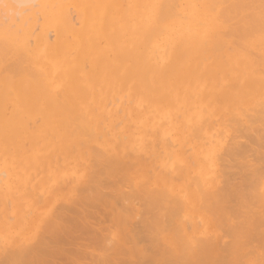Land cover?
<instances>
[{
	"label": "bare ground",
	"instance_id": "obj_1",
	"mask_svg": "<svg viewBox=\"0 0 264 264\" xmlns=\"http://www.w3.org/2000/svg\"><path fill=\"white\" fill-rule=\"evenodd\" d=\"M182 1L183 0H0V4L6 3V4L10 5V7L7 9L0 7V14H1L0 18L2 19L0 21V75H1L2 71H6V72L13 74L12 75L13 77L17 73H18V75L25 73L26 75L29 74V76H27V77H30V75H32L33 77L36 78V83H29L28 84L29 86H27V83L29 82L28 80H27L28 82L23 81V83L16 81L17 83L13 84L11 82L10 78L0 79V85L2 84L4 86L11 87V89L14 92H18L21 89L24 91H29L30 93H33V91H34L35 92L34 95H35V97H37L36 98L37 104L32 103L31 105H25L26 102L29 100L28 97H30V96H28L29 93L22 92L25 97H22L20 99L21 100V106L19 107V109L21 111L27 112L29 114H31V113L34 114L38 111L39 113H44V114L46 113L48 115H49L50 111L51 112L53 111L55 116L58 114H61V116H66L65 117L66 119L65 120L61 119V121L64 123L63 127H66V125L69 127V128L68 127L67 128L69 129L68 130L69 134H70V132H71V134L68 137H70L72 135L74 137V140H76V141L82 143L83 145H85L86 147H88L87 150L95 151V149L97 147L96 146L90 147L89 146L90 142L88 140L92 136L95 138V134H96V137L98 136L97 133L95 132V130L92 131V129H94L93 128L94 123H92L93 122L92 117H90L91 119H89L90 121H88L87 117H85V115H83V113L81 114L80 112H78V108L76 107L78 100L75 99L74 97L72 100V96H71L72 94L76 93V89H75L76 87L71 88V89L70 88L64 89V84H62L61 81H67L69 79L72 80L73 82L84 81L85 84L88 85V86H86L88 91L84 92L85 93L84 97H87L91 101L93 96H94V92H93L94 81L93 82L87 81V78L89 76L93 75L95 77H99L101 79V82H108V81H111V79L115 78L116 75L113 73H109L107 75L108 78H104V77L101 78L103 75L106 74V70H108V67H109L108 61L105 57L106 51L104 50L105 52H101V49H104V48L102 46H99L100 44L98 45L96 40L92 38V33L94 31L100 32V29H103L105 31L104 34L103 33L101 34V35H103V37H105L104 39H106L108 36H110V34L113 33L112 31L114 29L115 24H113L112 21L104 20L105 19V12H106L105 8H107L112 3H122V4L130 3L131 6H129L128 4L127 5L131 8V10H133L135 12V14L133 15L134 20H135L134 22H137V33L135 32L136 33L135 38H136V42L140 43L139 44L140 49L136 50V63L135 62H133V63L135 64V67L140 71L139 76H143L145 78L148 75L153 74L150 70H155V75H157V73H158L162 78L165 77L164 80H166V78L169 79V82L175 88H176V86L181 84L180 78H181L182 68H184V69L186 68V66L184 65V62L191 65L195 59V58H191V59L185 58V57L190 56V53H189L190 51H188L189 47L187 49H183L184 46L178 48V46H177L178 43H174V46H176L178 48V50H177V48H175V49L179 52L178 54L180 55V57L177 55H172V57L169 58V61H171V63H172L171 66H167L166 64H162L158 68H156L154 66H151V67L147 66L150 70L144 66L149 65V63L146 59V55H147L146 49L148 48L149 40L152 41V39H154L155 37L158 38V36H160V35H165V37H166V34H164L162 32V31H166V32H168L166 40L169 44L172 45L174 39L172 37L173 29L171 28V24H172L171 21L177 23L180 20L179 18H182L180 16L185 13L184 9L186 8V6H190V9L195 11V15H198L201 17V18H198V20H191L192 16H189L188 17L189 18L188 19L189 24L187 23L188 29L191 30L193 28V26L197 27L200 25L201 29L199 30V28H198L199 31L196 30L195 32L201 33L203 31H205V33L207 35L212 34V36L214 34L213 38L212 37L211 38L215 39V37H216L220 42L223 43L224 48L222 46V48L219 49V48L215 47L217 45H214L215 44L214 41L206 38V40H208V41L211 40L213 42L212 45L215 48L214 49L211 48L212 51L214 53L217 52L216 53L217 56H219L220 55L219 53H221V55H220L221 57L219 56L221 58V63L224 61V59L222 61V58H225V57L228 58V62H225V63L223 62L222 64L220 63L219 65L226 66V64L231 63V66L233 65L234 69L235 68L237 69V72H238L237 77L238 78L240 77L242 79H247L253 75L255 76V74L257 75V73H259L260 71L262 74H264V50H261L262 47L260 48V50L258 49L259 50L258 55H255V54H254L255 56L252 55L255 51L254 50L252 52V54L245 53L244 54L245 57H241L242 59H237V57L242 55L244 52H247V50L249 51V48H250L249 46L252 44V42H250V39H253V42L258 41L257 44L259 43V41H261V44L264 41V0H184L185 6L181 7L183 4ZM209 3H212V4H209ZM226 3H227V6H226ZM139 4H140V7H138ZM151 4L153 7L148 10L147 8H150L151 6L149 7V5H151ZM176 5H178L180 7V10L177 9L179 13L176 11V8H175ZM207 5L210 8L207 9L206 8ZM218 5H220V6L223 5L224 8L221 7V8H219V11L215 12V10H218V9H216V7ZM115 6H117V5H115ZM121 7H122V5H121ZM129 7H128V9H129ZM128 9H126V12ZM145 9L147 12L144 11ZM152 9L155 10L157 12V14L155 12H153ZM190 9H189V11H190ZM31 10L41 11L44 15L42 29H40V31L43 34H41V32H40V34H41L40 40L42 38H44L45 33H47V31L44 30V29H46V27L44 25L46 24L48 18L54 19V17H55L56 20L61 21V24L63 26V27L59 26L58 30H56V31H58L57 32L58 38L56 39V37H55V41H53L51 44L48 45V47H46L47 50L45 49L46 50L45 51L46 63L51 62L52 64H55V65L59 64V66L63 69L62 72L56 77V79L59 80V81H57V83L53 82L52 84H50L48 82V69L47 68H44V71H42V69L37 68V65H36V67L32 66V64L34 62H37L35 59V55H36L35 50L30 49L27 46L24 48V46L22 45V47H23L22 48V47L17 45L19 43V42H17V39H19L20 37L18 36L19 38L16 39V36L20 31H22L23 33H25L27 35H29L32 32L29 30H28L29 33L23 31V26L25 25V19L27 18V15ZM124 11H123V13L121 11H118L117 14L118 15L123 14L126 16V13H124ZM186 12H187V10H186ZM244 12H246V13L243 14ZM10 13H13V14H10ZM130 14H132V13H130ZM215 14L218 16H214ZM12 15H14V19L10 20L12 22H10V24H8L7 23L8 18H9V16H12ZM110 15H113L112 12ZM238 15H240V17L236 18ZM142 16H145L147 19V22H148V25H146L145 27H141V25H140V21H141ZM184 16H185V14H184ZM28 18H29V16H28ZM235 18H236V20H234V23L231 22ZM130 19H132V17ZM34 20H35V18H34ZM106 21H108L107 26L104 24ZM34 22H36V21H34ZM71 22H73L74 25H71V24H73ZM113 22L116 23L117 21H113ZM47 24H48V22H47ZM121 24H122V22H121ZM14 25L16 26L13 29L15 31L12 32V30L11 31L8 30L11 26H14ZM36 25H37V23H36ZM176 25H178V24H176ZM184 25H185V22H184ZM37 26H39V25H37ZM77 26H78V28H77ZM31 28H29V29H31ZM71 28H75L74 30H76V31H74L75 36H73V33H72V35H70V33H69L70 37L73 36L74 39H73V37L71 39L70 37H68L65 34L66 33L65 30L68 31ZM115 28H116L115 30H117V28H119V27H115ZM24 29H25V26H24ZM32 29H34V28H32ZM36 29H37V27L35 28V30ZM179 29H181V28H179ZM194 29H196V28H194ZM122 30H124V29H122ZM48 31H51V30H48ZM124 31H126V29ZM178 32H180V31H178ZM120 33H121V31H120ZM184 33L186 34L185 31H184ZM225 33L227 34L226 36H225ZM186 35L192 36L191 32L187 33ZM194 35H195V33H194ZM195 37L198 38L197 36H195ZM127 38L129 39V37H127ZM223 38L226 39V41L224 40L225 42L221 40ZM227 38L228 39L234 38V39L233 40H227ZM49 39H50V36H49ZM118 39H116V40L118 41ZM28 40L29 39H27V41ZM218 40H217V42H218ZM27 41H26V44H28ZM92 41L94 43H92ZM181 41H182L183 45H187V42H189V40L186 41L184 39L180 40V43H181ZM215 41H216V39H215ZM98 42H100V41H98ZM167 42H166V45L168 44ZM202 42L203 41L201 40V43ZM191 43H192V41H191ZM201 43L197 42L196 45L194 44L195 46L193 45L197 51L199 50L198 52L201 51L202 46L204 45V44L202 45ZM30 44H32V43H30ZM104 44L106 45V42H104L102 45H104ZM253 44L255 45V43H253ZM261 44L259 43L260 46H261ZM188 45L190 46L191 44H188ZM263 45H264V43H263ZM225 46H226L227 50L229 49L233 53L230 54L227 51H224L223 49H226ZM218 47H219V45H218ZM113 48H114V46H113ZM164 48H166V46ZM204 48H203V50H204ZM253 48H256V45ZM105 49L107 50V53H109L108 47L106 48V46H105ZM126 49L128 50V47ZM205 49L207 50L208 48H205ZM209 49H210V46H209ZM122 50H123V48H122ZM163 51H164V49H163ZM251 51L252 50H250V52ZM201 52L203 53V51H201ZM208 53L210 54L211 52H208ZM102 54L104 55V57L102 56ZM193 54H194V52H193ZM91 55H92V57H91ZM70 56H72V57H70ZM170 56H171V54H170ZM217 56H216V59H218ZM155 57H157V55ZM182 57L184 58V60L181 62L180 59ZM199 57H198V59H199ZM69 58H71V59H69ZM200 58H202V57H200ZM244 58L246 59V61H242V60H244ZM214 59H215V56H214ZM127 60H125V61H127ZM201 60H200V62H201ZM218 60H220V59H218ZM259 61H260V65H259ZM112 62H114V61H112ZM219 65H216V66L219 67ZM89 66H91L90 71L88 70ZM201 66H202V64H201ZM213 66H209V67H213ZM206 68L207 67H205L206 72H208L210 69L212 70V68H207V69H209L207 71ZM229 68L230 67H228L227 69H229ZM192 69H190L189 71L192 72L191 71ZM234 69L231 70L232 73H233ZM202 70H203V74H204V69H202ZM215 70L213 68V71H215ZM115 71H116V69H115ZM115 71H114V73H115ZM193 71L195 72V70H193ZM217 72H218V70H217ZM228 72H230V71H228ZM200 73H201V71H200ZM221 73H223V68L221 70ZM225 73L227 74V70ZM203 74H201V76ZM219 74H220V72H219ZM260 75L258 74L257 76L252 77V81L254 80V83H258V84L264 83L263 76L262 75L260 76ZM214 76H212V77H214ZM229 76H231V75H229ZM183 77L184 76L182 75V78ZM189 77H192V76L190 75ZM205 77H206V75H205ZM21 78H23V77H21ZM24 78L26 79V77H24ZM186 79H187V76H186ZM206 80H205V82H206ZM229 80L230 81H228V83H225V84H227L226 88L228 87L230 91L233 89L236 93L234 95H232L231 92H229L230 95L229 94H227V96L225 95L226 96L225 101L226 102L227 101L232 102V103L235 101H238V100H240L239 103H242L241 101L249 102L250 101V95H252V92H253V90H252L253 86L252 87L248 86V85L239 86V84L236 83L235 79H234L235 81H233V79H231V78ZM220 82H221V80H220ZM8 83H10V84H8ZM222 83H224V82H222ZM147 85L143 84V85H141L140 88L148 90L150 87L148 88L149 85L148 86ZM200 85L202 86V83ZM208 85H209V83H208ZM258 86L261 87V85H258ZM197 87H199V86H197ZM208 88H207V91H208ZM9 89H8V91H9ZM172 89H174V88H172ZM221 90L223 91L224 89H221ZM221 90H220V92H221ZM256 90H257V88H256ZM193 91H194V89H193ZM262 91L264 93L263 89H262ZM10 92L11 91H9L8 93L10 94ZM5 93H7V92H5ZM186 93H188V92H186ZM194 93H195V91H194ZM198 93H199V91H198ZM201 93H200V96H201ZM211 93H217V91L216 92L213 91ZM222 94H224V93H222ZM255 94H257V93H255ZM259 94L260 93H258V95ZM99 96L101 98H103L104 94L100 93ZM257 96L254 99H256ZM65 97H66V101L68 103L66 101H63V99L65 100ZM205 97H204V99H205ZM213 97L211 99H213ZM235 97H237V98H235ZM261 97H263V96H261ZM4 99H5V95H4ZM114 99H115V97H114ZM182 99H183V97H182ZM218 99L221 102V98L218 97L216 100H218ZM254 99H253V101H255ZM128 100H131V99H128ZM206 100H208V99H206ZM209 101H210V99H209ZM219 101L216 103L219 104ZM64 102H66V103H64ZM256 102L258 103L261 101H257V99H256ZM10 103H12V102H10ZM146 103L149 104V101H146ZM5 104H7V102ZM79 104H80V102H79ZM106 104H108V103H106ZM233 104L235 106V103H233ZM236 104H238V103H236ZM204 105L205 104L202 103V106H204ZM228 105L231 106L230 103H228ZM228 105L226 104V106H228ZM239 105L240 104H238L237 106H239ZM149 106H150V104H149ZM218 106L219 105H217V107H216L217 109H218ZM260 106H262V108H260V111H257V112H260L263 115L264 114V105L260 104ZM5 107H8V106H5ZM194 108H196V107H194ZM219 108L221 109V107H219ZM248 108H250V107H248ZM0 109H1V107H0ZM15 109L17 110V108H15ZM202 109H204V108L202 107ZM232 109H233V107H232ZM232 109H231V111H232ZM240 109H244V108L241 107ZM251 109H253V107ZM258 109L259 108H257V110ZM13 110H12V112H13ZM16 110H15V112L11 113V115L14 113H17ZM200 110H201V108H200ZM202 111H204V110H202ZM228 111H230V110H228ZM235 111H237V110H234L232 112L234 113ZM3 112H4V109H3ZM242 112L244 113V110ZM255 112H256V110H255ZM257 112L255 114H258ZM2 113H0V114L2 115ZM6 113H7V111L5 112V114ZM89 113H91V110L89 111ZM17 114H14V115H17ZM225 114H227V113L225 112ZM232 114H230V115H232ZM245 114H246V111H245ZM205 115H208V114L205 113ZM235 115H236V113H235ZM235 115L233 114V116H235ZM249 115H247V117ZM251 115H253V113H251ZM258 115H261V114H258ZM38 116H39V114H38ZM55 116H54V118H55ZM223 116L224 115L221 116V114H220L221 118ZM233 116H231V117H233ZM254 116L256 117V115H254ZM2 117H4V115ZM119 117H121V116H119ZM245 117H246V115H245ZM16 118H19V121L21 120V116L19 117V114L16 117L14 116V119H16ZM174 118H175V116H174ZM207 118L202 119V121H204V120L206 121ZM221 118H220V120H218L219 122H222V120L224 119V118L223 119H221ZM228 118H229V116H228ZM262 118H264V117L262 116ZM262 118L260 117L261 120H263ZM3 119H4L3 121L6 122V124H9L10 121H13L12 120L13 115H12L11 119L10 118L5 119V117ZM50 119H51V117H50ZM230 119L233 120V118H230ZM230 119H228V120H230ZM236 119L237 118H235V120ZM240 119L238 117V119H237L238 121H236V123L237 124L240 123L242 125V123L239 122ZM255 119H258V116ZM31 120H32V118H31ZM225 120L223 121V124L226 123ZM232 120H230L229 122L231 123ZM250 120H252V118ZM0 121H2V120H0ZM208 121H209V119H208ZM212 121L214 122V120H210V122H208L207 125H210V123ZM215 121H216V119H215ZM218 121H216V122H218ZM241 121H243V120H241ZM252 121L253 122H251V121L250 122L251 123L255 122V120H252ZM34 122H37V119ZM229 122H228V124H229ZM247 122H249V120H247ZM259 122H261V121H259ZM90 123H92V124H90ZM100 123H102V122L98 121V127L96 128V130H98V131H100V129L102 130V127L99 125ZM115 123H117V122H115ZM192 123H195V122L193 121ZM192 123H190V124H192ZM24 124H25V122H24ZM29 124H30V122L28 123V125ZM188 124H189V122H188ZM200 124H204V122L200 123ZM13 125H15V124H13ZM31 125H33V124H31ZM114 125H116V124H114ZM185 125H187V124L185 123ZM257 125L258 124H256V126ZM260 125L261 124H259V126H257V127H260ZM3 126H4V124H3ZM61 126H62V124H61ZM196 126L198 127V125H196ZM212 126H211V128H212ZM233 126H232V128H233ZM256 126H255V128H256ZM263 126H264V124H263ZM105 127L106 126H104V128ZM192 127H194V125ZM202 127H203V125H202ZM241 127H238L239 129L238 128L237 129L240 131H242V130L246 131L247 129L250 130V128L244 129L243 127L242 128ZM247 127H249V126H247ZM115 128H117V127H115ZM230 128H231V125H230ZM255 128L253 130V126H252L253 132L250 130L252 133L249 132V130H247V132L251 133L250 134L251 136L249 137L248 140H250L251 143H256L259 146H262L264 141L262 139L263 143L261 144V138H264V137H261V136L264 133L261 134V136L258 135L259 137L257 138V132H256ZM262 128H260V129H262ZM5 129L6 128H4V130ZM174 129H175V127H174ZM183 129H184V127H183ZM196 129L199 131V134L202 133V132L200 133V130H199V129H201V127L199 129L198 128H196ZM16 130H17V128H16ZM103 130L101 131V133L103 132ZM238 130H236V132H240ZM21 132L23 133V129L21 130ZM57 132L59 134L61 133L59 131H57ZM105 132H106V130H105ZM189 132L190 131H188V134H189ZM217 132H218V134L219 133L221 134L222 131L220 129V131L217 130ZM232 132H231V135L233 134V136H234L235 135L234 133H236V132H234V133H232ZM247 132H245V133H247ZM258 132H260L259 128H258ZM262 132H264V129ZM183 134H185V133H183ZM199 134H198V132H196L195 133L196 137L194 139H196ZM212 134H214V133H211V135ZM240 134L243 135L244 133L242 132ZM5 136H7V135H5ZM106 136H107V134L105 135V137ZM201 136L199 135L198 137H201ZM243 136H245V134ZM247 136H249V135H247ZM20 137H21V135H20ZM51 137H53V136H51ZM62 137H60V139L64 140V138H62ZM202 137H204V136H202ZM238 137H239V135H237V138ZM240 137L243 138L241 135H240ZM123 138H125V137H123ZM215 138H217V137L216 136L214 137V139H213L214 141H215ZM230 138H232V139H229L230 143H231V144L228 143L229 147L227 145L224 146V148L225 147L227 148L228 154L227 153L226 154L229 157V159L226 158L227 160L225 161L226 163H224V164L220 163V162H222L223 159H220V162H219V164H221L222 167H224L223 168L224 170H226L225 168H227V170L225 172H224V170L222 171L224 173V175L227 172L226 177L223 176V178H222V181L224 179V181L226 180V182L219 189H216L214 187L215 188L214 190H218V191L216 193L210 194L211 196L209 195L208 198H207L208 195L206 194V192L204 193L203 190H199V191H202V193H201L202 196L206 197V198H203V203H202L203 204L202 206L205 205L204 209L206 210V213L205 212L203 213L200 211V209L203 207L199 206V204H198V202L200 201L199 200L200 197L198 196V193L195 191L196 190L195 187H194L195 190L188 191L186 195H184L183 191L177 192L178 193L177 195H176V193H173L174 195H172L171 190H169V188H170L169 186L164 185V186H159L158 188H154L151 185H149L148 184L149 182H147V179H149L148 178L149 176H148L145 178L146 182L144 181V182H141L140 185H137V182H138L137 181L135 184L136 186L133 185V187H130V189L128 190L125 187L132 184V182L130 181L131 179H130V176L128 175L129 172L127 174L129 177L124 176V175L121 176V174H122L121 169L125 168L124 161L118 159L117 155L116 156L115 155L110 156L113 152L109 153L110 155H107L108 153L106 154L105 153L106 151L104 149H102V147L100 148V149H102V151L98 150V148H97L95 151L96 156H95V159L93 161V167H92L93 169L91 170V172H89L90 178H89L88 182L86 181L87 183L83 184L85 181V179H84V181L82 183L83 185L78 189L79 195H78L77 199L74 197L75 200L72 201V199H73L72 195L73 196L75 195V193H73V194H71L72 199L69 201L67 200L68 202H70V201H72V202H70L69 204H67V203L62 204L57 209L55 207L56 211H55V209L53 210V212L55 211V214L54 215L51 214V215H53V217L52 218L49 217V219L44 224L42 223L43 224L42 228L41 229L39 228V231L41 230L42 235L37 241H34V242L27 241L29 239L28 237H34V235L36 234L37 229L35 230V226L33 225V223L29 222L28 220L27 221H20V222L18 221L17 227L19 228V231L16 234H14L13 232L12 233L14 234V236H16L14 240H17V239L20 240V238H18V237H22L23 241H16L17 243L15 242V244L12 246V248L7 249L4 252H2L0 254V264H243L244 262L242 263V259H244L246 257V254H248V252L245 253L244 250L248 249V251L249 250L251 251L253 248H258V252H259L258 259H257L258 261L255 259L256 262L259 263V260H260V262L262 264H264V189H262V190L260 189L264 183V148L261 149V147H260V150L252 151V150L256 149V146H257L256 145V146H253V148L254 147L255 148L251 150L252 151L251 156L253 157V160L256 161V162H254V163H256V165H254L253 163L249 164L250 160L252 161V158L251 159L248 158L250 160H247V161L244 160L243 158H242L243 159L242 161H235V160H238L241 156L245 155V153L248 154L249 149H246L244 147L245 145H242L243 140H240L241 142H239V141L234 139L235 137L234 138L230 137ZM233 139H234V141H231ZM245 139H247V138H245ZM98 140H100V139H98ZM91 141H94V140H91ZM210 141L212 142V140H210ZM221 142H224V140ZM244 142L247 145V140H245ZM250 142H249V145H250ZM25 143L26 142H24V144ZM56 143H57V141H56ZM111 143L113 145V143H115V141L111 142ZM108 144H110V143H108ZM175 144H173V145H175ZM203 144H204V142H203ZM169 145H170V143H169ZM1 146H2V144H0V147ZM70 146L72 147L73 145H70ZM82 146H79V147L82 148ZM250 146L247 145L248 148ZM184 147H185V145H184ZM8 148H10V147H8ZM73 149H71V150H73ZM60 150L63 151L62 149H60ZM103 150H104V152H103ZM215 150L216 149L202 148V151H200L199 153H202L203 159H201L200 157H193L192 162H193L194 166L193 165L192 166L195 167V166H198L200 164L202 166H205L204 173L206 172L207 167L209 168V166L210 167L212 166L211 168H213V164L215 163V160H214ZM246 150H248V151L246 152ZM79 151H80V149H79ZM79 151L77 153H79ZM156 151H158V150L156 149ZM64 152H62V153H64ZM223 152H226V151H223ZM169 153H170V151H169ZM182 153H183V150H182ZM82 154H83V152H82ZM125 154H124V156H125ZM223 154H221V155H223ZM226 154H225V156H226ZM74 155L76 157L78 154H74ZM92 155H90V156H92ZM221 155H218V156H221ZM248 155H250V154H248ZM87 156H89V154ZM225 156H223V157H225ZM55 157H56V155H55ZM81 157L79 156L80 162H81ZM247 157H250V156H247ZM247 157H246V159H247ZM28 158H29V156H28ZM39 158H41V157H39ZM120 158H122V157H120ZM188 159L190 160L191 158H188ZM90 160H92V159H90ZM230 160H232L233 163H231ZM51 161H52V159H51ZM78 161H76V162H78ZM84 161H85V159H84ZM126 162L128 163V161H126ZM192 162H190V163H192ZM175 163H176V161H175ZM130 164H133V162ZM175 165H178V163ZM175 165L173 164V166H174L173 168H175V167L177 168L179 166V168H181V170H182L183 165L182 166L180 164L178 166H175ZM221 165H218V166H221ZM75 166H77V163ZM155 166H157V165H155ZM77 167H80V166H77ZM85 168H88V167H85ZM130 168H131V166H130ZM130 168L129 167L125 168L126 173L128 170H130ZM179 168H178V170H179ZM54 169L57 170L56 167ZM230 169H232V170H230ZM161 170L163 171V169H161ZM215 170H217V169L215 168ZM164 171H166V170H164ZM183 171H184V175H185L186 172H185V170H183ZM136 172H138V171H136ZM168 172H170V171L168 170ZM213 172H214V170H213ZM148 173H149V171H148ZM207 173H208V170L204 175L205 177H202L204 185L211 186L213 184V186H214L215 181L213 183V180L210 179L209 173H208V175H207ZM179 174L181 175V171L179 172ZM217 174H219V173H217ZM58 175H60V174H58ZM65 175H67V174H65ZM83 175H84V172H83ZM175 175H176V173H175ZM175 175H173V176H175ZM180 175L177 174V176H180ZM51 176H53V175H51ZM236 176H238L239 178L238 177L236 178ZM47 177L49 178L48 174H47ZM63 177H65V176H63ZM68 177L69 176H67V178ZM72 177H69V178H72ZM183 177H185V176H183ZM183 177H181V178H183ZM194 177L196 178L195 175H193V177H191V178H193V179H191L192 182L194 180ZM211 177H212V175H211ZM216 177H217V175H216ZM224 177L227 179H225ZM166 178H167V176H166ZM174 178H176V177H174ZM236 179H237V182H234ZM0 180H1V178H0ZM178 180H180V179H178ZM215 180H217V179H215ZM77 181H79V180H77ZM164 181H165V179H164ZM66 182H67V180H66ZM197 182L200 183V181H198V179H197ZM188 183H190V181ZM194 183H196V182H194ZM57 184H60V182ZM61 184H63V183H61ZM66 184L68 185V183H66ZM73 184H74V182H73ZM73 184H71V185H73ZM191 184L192 183H190V185ZM4 185H5V183H4ZM55 185H56V183H55ZM64 185H65V183H64ZM175 185H176L175 183L174 184L170 183V186L172 188L175 187ZM190 185H189V187H190ZM196 185H197V183H196ZM154 186H155V184H154ZM187 186H188V184H187ZM217 186H219V185L217 184ZM57 187H59V185ZM63 187L64 188H62V189L68 188L67 186L66 187L63 186ZM77 188H78V186H77ZM25 189L27 191L26 187H25ZM43 189H45V188H43ZM214 190L213 191L209 190V191L214 192ZM26 191H24V192H26ZM28 191H29V189H28ZM60 192H61V190H60ZM203 193L206 195H204ZM25 194L27 195V192ZM34 194H36V192ZM66 194H64V195H66ZM38 195H40L39 199L41 196H43L40 193H38ZM33 196H31V197H33ZM34 198H36V197H34ZM61 198H63V197H61ZM6 199H8V197ZM109 199L113 200V202L115 204H117V205H115L117 207H115L113 203L109 204V201H108ZM22 201H23V199H22ZM67 201H64V203ZM8 202H10V200ZM51 203H53V202H51ZM60 203H62V201ZM15 204H17V203H15ZM57 204H56V206H57ZM9 205H10V203H9ZM9 205H8V207H9ZM5 206H6V202H5ZM23 206H24V203H23ZM50 208H48V209H50ZM13 209H11V210H13ZM31 210H32V208H31ZM38 210H36V211H38ZM40 210L42 211V208ZM50 211H52V210H50ZM6 212H7V210H6ZM29 213H30V211H29ZM15 214H17V213H15ZM193 214L198 215L200 217L199 220L201 221L202 226L205 227V229H206V233H204V234H208V233L214 232L216 230L217 226L216 227H215V225H214V227L212 226V223H214V224H217L218 226L225 228L224 232L229 237V241L227 240L228 241L227 243L221 241V243L219 244V242H216L213 238H210L208 236L209 235L208 234L205 236H208L209 238L208 237L204 238L205 237L204 236L203 238H201V240H200V237H199V239L198 238L196 239V237L194 239L191 238L194 241H195V239H196V241L199 240L198 242H195V244L196 243L197 244L194 245L195 249L192 251H191V248L186 247V245H185V247H183L182 245L184 244V242L181 243L182 241H180L181 248L177 247L174 244L175 241H173V240H175V238H176V240L178 241V238L180 236H183V234L178 236L179 232H181L179 229L180 227H179L178 223L181 222L183 219H184L183 221H185L187 223L188 220H185V219H188V217L189 216L191 217ZM195 215H194V217H195ZM10 217L12 219V216H10ZM18 217L21 218L20 215ZM27 217H28V215H27ZM209 217L212 218L213 220L209 219ZM23 220H24V218H23ZM38 221L39 220H37V222ZM197 221H198V219H197ZM37 222H35V223H37ZM43 222H44V218H43ZM186 223H185V225H186ZM189 223L190 222L188 221V224H187L188 227L190 225ZM7 224H9V223H7ZM106 225H108V226H106ZM198 226L199 225L197 222V227ZM191 227H189V228H191ZM219 229H220V227H219ZM113 230L117 231L115 233L116 238L110 236ZM12 231H14V230H12ZM187 231H189V230H187ZM15 232H16V229H15ZM222 232H223V230H222ZM211 235H212V233H211ZM193 237H194V235H193ZM183 238L184 237H182L180 239L182 240ZM222 238L220 240H222ZM2 241L4 242V240H2ZM184 241L186 242V240H184ZM194 241H192V242H194ZM186 244H187V242H186ZM257 245H258V247H255ZM249 254H250V252H249ZM254 254H255V252H254ZM254 254L251 253V255H254ZM250 257H252V256H250Z\"/></svg>",
	"mask_w": 264,
	"mask_h": 264
},
{
	"label": "rangeland",
	"instance_id": "obj_2",
	"mask_svg": "<svg viewBox=\"0 0 264 264\" xmlns=\"http://www.w3.org/2000/svg\"><path fill=\"white\" fill-rule=\"evenodd\" d=\"M182 2H183V4H182L181 7H184L185 6L184 0ZM120 4L122 5V7H121ZM125 4L112 3L107 8H105L106 12H105V19L104 20L112 21V23L115 24L114 29L112 31L113 33L110 34V36H108L106 39H104L105 37H103V35H101L102 33L104 34V32H105L103 29H100V32L94 31L92 33V38L96 40L98 45L100 44L99 46H102L104 48V49H101V52H105L106 51L105 52V57H106V59L108 61V66L109 67H108V70H106V74L103 75L101 78H103V77L104 78H108L107 75L109 73L115 74L116 75V76L114 75L115 78L111 79V81H108V82H101V79L99 77H95L93 75L89 76L87 78V81H91V82L94 81V90H93L94 96H93L91 101L87 97H84V95H85L84 92L88 91L87 88H86V86H88V85H86L84 81L73 82L72 80L69 79L67 81H61V83L64 84V89L65 88H70L71 89V88H75L76 87L75 88L76 89V93L72 94L71 96H72V100H73V97L78 100V103L76 105V107L78 108V112H80L81 114L83 113V115H85V117H87L88 121H90L89 119H91L90 117H92V120H93L92 123H94V125H93L94 129H92V131L95 130V132L97 133V135L99 137L98 136L96 137V134H95V138L93 136L90 137V139H88L89 142H90L89 146L90 147L96 146L98 148V150H101V151H102V149H104L106 151L105 153L106 154L108 153L107 155H110L109 153L113 152L114 154L112 153L113 155L111 154L110 156H114V155L116 156L117 155L118 159L124 161L125 168L126 167L130 168V166H131L130 170H128L127 173H126V169L125 168L121 169V171H122L121 176H123V175L124 176H128L129 175L130 179H131L130 181L132 182V184H130L131 186L129 185V186L125 187V188H127L129 190L130 187H133V185H135L137 181L138 182L140 181L139 183L137 182V185H140L141 182H144V181L146 182L145 178L148 177V176H149L148 177L149 179H147V182H149L148 183L149 185H151L154 188H158L159 186H164V185L169 186L170 187L169 190H171V194L172 195H174L173 193H176V195H177L178 194L177 192H181V191H183L184 195H186L188 191L195 190L194 189V187H195L196 188L195 191L198 193V196L200 197L199 200L201 201V202L199 201L198 204H199V206L203 207V208H201L202 210L200 209V211L203 212V213L204 212L206 213V210L204 209L205 205L202 206L203 205L202 204L203 203V198H206V197L205 196L203 197L202 194H201L202 191H199V190H203L204 193L206 192V194L208 195L207 196V198H208L210 194L216 193L218 191V190H214L215 188L219 189L226 182V180L224 181V179L222 181V178H223V176L226 177V173L227 172L224 175V173L222 172L224 170L223 169L224 167H222L221 164L226 163L225 161L227 159H229V157L227 156V154H228L227 148L226 147L224 148V146L227 145L229 147L228 143L231 144L229 139H232L230 137H233V138L235 137L234 139L239 141V142H241L240 140H243L242 141V143H243L242 145H245L244 147L246 149H249V151L246 150V152L248 151V154H250V155L245 153V155L241 156L238 160H235V161H242L243 159L247 161V160H250L252 158V161L251 160H250V162L248 161L249 164L253 163L254 165H256V163H254L256 161L253 160V157L251 156V154H252L251 152L255 151V150L256 151L260 150V147H261V149L264 148V146H263L264 145V143H263L264 138H261V144L263 143L262 146H259L256 143H251L250 140H248L249 137L251 136L250 134L253 132L256 124H258L257 126H259V124H261L260 127L256 126V128H255V130L257 132V138L259 136H261V134L264 133V132H262L263 129H264V126H263L264 118H262V116L264 117V114L262 115V113L257 112V111H260V108H262V106H260V104L264 105V93L262 91V89L264 90V83L258 84V83H254V80L252 81V77L257 76L258 74L259 75L261 74L263 76V79H264V74H262L261 71H260L259 73H257V75L255 74V76L253 75V76H251V77H249L247 79H242L240 77L239 78L237 77L238 76L237 75V73H238L237 69L236 68L234 69V66L232 65L233 66L232 67L231 63L230 64H226V66L219 65L221 63V58H220L221 57L220 56L221 53H219L220 54L219 55L220 57H219L216 54L217 52L214 53L212 51V49H214L215 47L221 49L222 46L224 48L223 43L220 42L216 37H215L216 41H215V39H212L214 34L212 36V34L207 35L205 33V31H203L201 33L195 32L196 30L199 31L201 29L200 25L197 26V27L193 26V28L191 30H189L188 29V24H189V20H188L189 18L188 17L192 16L191 20H198V18H201V17L198 16V15H195V11L190 9V6H186V8L184 9L185 16H184V14L181 15L180 17H182V18H179L180 20L177 23L171 21V23H172L171 24V28L173 29L172 37L174 39L172 45L169 44L167 42V40H166L167 33H168L166 31H162L164 34H166V37H165V35H160V36H158V38L155 37L154 39H152V41L149 40L148 48L146 49V52H147L146 59H147L149 65H145L144 66L146 68H148L147 66H150V67L154 66V67L158 68L162 64H166L167 66H171L172 63H171V61H169V58L172 57V55H177V56L180 57V55L178 54L179 52L177 51L178 48L184 46L183 49H187L189 47L188 51H190L189 52L190 56L189 57H185V58H189V59L195 58V59H194V62L191 65H189V64L184 62V65L186 66V68L185 69L182 68L181 78H180L181 79L180 80L181 84L176 86V88H175L169 82V79L166 78V80H164L165 77L162 78L158 73H157V75H155V70H150L149 68L148 69L153 74H150V75H148L145 78L143 76H139L140 71L135 67V64L133 63V62L136 63V50L140 49V45H139L140 43H137L136 42V38H135V35L137 33V22H134L135 20H134V16L133 15L135 14V12L133 10H131V8L129 7V6H131V4L130 3H125ZM209 4H212V3H209ZM115 5H117L118 7L115 6ZM226 6H227V3H226ZM128 7H129V9H128ZM138 7H140V4L138 5ZM149 7L150 8H147L148 10L153 7L152 4L149 5ZM221 7H223V5H221V6L218 5L216 7V9H218V10H215V12L219 11V8H221ZM175 8H176L177 12H178V10H180V7L178 5H176ZM206 8L208 9L210 7H208V5H207ZM126 9H128L127 12H126ZM189 9H190V11H189ZM186 10H187V12H186ZM110 11L112 12L113 15H110L111 14ZM118 11H121L122 13L124 11V13H126V16L123 15V14H119L118 15L117 14ZM144 11H146V9ZM153 12H155L157 14V12L155 10H153ZM130 13H132V14H130ZM245 13L246 12H244L243 14H245ZM10 14H13V13H10ZM0 16H1V14H0ZM28 16H29V18H28ZM130 16L132 17V19H130L131 18ZM214 16H218V15L215 14ZM238 17H240V15H238L236 18H238ZM34 18H35V20H34ZM43 18H44V15H43V13L41 11L31 10L28 13L27 18L25 19V25H24L25 29H24V26H23V31L24 32H28V30H29V31H32V32L29 35H27V34L23 33L22 31H20L17 34L16 39L20 37L19 39H17V42H19L17 44L18 46L22 47V45H23L24 48L27 46L28 48L33 49V50L36 51L35 59H36L37 62H34L32 64V66L36 67V65H37V68L42 69V71H44V68H47L48 69V82L50 84H52L53 82L57 83V81H59V80L56 79V77L62 72L63 69L59 66V64L55 65V64H52L51 62L50 63H46L45 51L47 50L46 47H48L49 44H51L53 41H55V37H56V39L58 38V33H57L58 31H56V30H58L59 26L60 27H63V26L61 24V21L60 20H56L55 17H54V19L48 18V20H47L48 24L46 22V24L44 25L46 27V29H44V30H46L47 33H45V37L40 40V38H41L40 35L43 34L40 31V29H42V25H43ZM236 18L233 19L231 22L234 23V20H236ZM12 19H14V15L9 16L7 23L10 24V22H12L10 20H12ZM1 20L2 19L0 18V21ZM34 21H36V22H34ZM108 21H106L104 23L106 26H107ZM113 21H117V22L114 23ZM121 22H122V24H121ZM184 22H185V25H184ZM36 23L39 26H37ZM71 23H73V22H71ZM176 24H178V25H176ZM71 25H74V23L71 24ZM140 25H141V27H145L146 25H148V22H147V19H146L145 16H142L141 21H140ZM14 27H16V26L14 25V26H11L9 29L8 28L7 29L10 30V31L12 30V32H13V31H15V30H13ZM31 27L34 28V29H32ZM36 27H37V29L35 30ZM115 27H119V28H117V30H115L116 29ZM178 27L181 28V29H179ZM29 28H31V29H29ZM77 28H78V26H77ZM194 28H196V29H194ZM198 28H199V30H198ZM74 29L75 28H71L68 31L65 30V32H66L65 34L68 37H70V35H72V33H73V36H75L74 31H76V30H74ZM122 29H124V30L126 29V31H124ZM48 30H51V31H48ZM120 31H121V33H120ZM178 31H180V32H178ZM184 31L186 32V34L191 32L193 37L190 36V35L187 36L184 33ZM40 32H41V34H40ZM69 33H70V35H69ZM194 33H195V35H194ZM226 35L227 34L225 33V36ZM49 36H50V39H49ZM195 36H197L198 38H196ZM72 37H70V38L72 39ZM127 37H129V39ZM206 38L211 39L212 41H214L215 42L214 45H217V46L213 47V45H212L213 42L211 40L210 41L206 40ZM27 39H29V40L27 41ZM73 39H74V37H73ZM116 39H118V41ZM183 39L186 40V41L189 40L190 43L187 42V45H183L182 41L180 43V40H183ZM233 39L234 38H231V39L227 38V40H233ZM201 40L204 43L203 42L201 43ZM217 40H218V42H217ZM221 40L222 41H224V40L226 41V39H224V38L221 39ZM26 41L28 42V44H26ZM98 41H100V42H98ZM191 41H192V43H191ZM104 42H106V45L105 44L102 45ZM166 42L168 43L167 45H166ZM197 42H200L202 45L203 44L205 45V46L203 45L202 49H201V51H203V53L201 51L198 52L199 50L197 51L194 48V46L196 45ZM250 42H252V44L249 46L250 48L248 47L249 51L247 50V52H244L242 55L237 57V59H242L241 57H245V55H244L245 53L252 54V52L254 50L255 51H254V53L252 55H254V54L258 55V53H259L258 51L260 50L261 47H262L261 50H264V45H263L264 41L262 42V44H261V41H259L261 46L259 45V43L257 44L258 41L257 42H253V39H250ZM30 43H32V44H30ZM92 43H94V42L92 41ZM174 43H178V45H177L178 48L176 46H174ZM253 43H255L256 48H253V47H255V45ZM188 44H191V45L189 46ZM218 45H219V47H218ZM105 46H106V48L108 47L109 53L111 55L109 53H107V50L105 49ZM113 46H114L115 49L113 48ZM165 46H166V48H164ZM209 46H210V49L212 48L211 50L209 49ZM127 47H128V50L126 49ZM204 47L208 48L210 51L208 49L206 50ZM122 48H123V50H122ZM175 48H177V50ZM203 48H204L205 51L203 50ZM225 48H226V46H225ZM163 49H164V51H163ZM223 50L227 51L230 54L233 53L231 50H229V49L227 50V48L223 49ZM250 50H252V51L250 52ZM193 52H194L195 55L193 54ZM208 52H211V53L209 54ZM170 54H171V56H170ZM200 54L201 55L203 54L204 56L203 55L201 56ZM156 55H157V57H155ZM102 56L104 57L103 54H102ZM199 56L202 57V58H200ZM214 56H215V59H214ZM216 56L220 60L216 59ZM70 57H72V56H70ZM91 57H92V55H91ZM183 57L180 59L181 62L184 60ZM198 57H199V59H198ZM69 59H71V58H69ZM223 59H224V61H223ZM111 60L114 61L116 64L114 62H112ZM125 60H127V61H125ZM200 60H201V62H200ZM222 61L224 63L228 62V58L227 57L222 58ZM242 61H246V59L244 58V60H242ZM200 63L202 64V66H201ZM216 65H219V67L216 66ZM259 65H260V61H259ZM209 66H213V67H209ZM205 67L212 68V70L211 69L209 70V69L206 68L207 71L209 70L208 72H206L205 71ZM228 67H230V68L227 69ZM201 68L204 69V74H203V70ZM213 68H214V70L216 69L215 70L216 72L213 71ZM222 68H223V73H221ZM115 69H116V71H115ZM190 69H192L191 70L192 72L189 71ZM233 69H234L235 72L233 71V73H232L231 70H233ZM88 70L89 71L91 70V66H89ZM193 70H195V72ZM217 70H218V72H217ZM226 70H227V74L225 73ZM114 71H115V73H114ZM200 71H201V73H200ZM228 71H230V72H228ZM5 72L6 71H2L1 72V75H0L1 78L0 79L10 78V80H11V82L13 84H15L17 82L23 83V81H26V82L29 81L27 83V86H29L28 85L29 83H36V78L33 77L32 75H30V77H27V76H29V74L26 75L25 73H23L24 75L23 74H19L18 75V73H17L13 77L12 76L13 74H11L9 72L5 73ZM219 72H220V74H219ZM201 74H203V75L201 76ZM8 75L9 76L11 75V76L9 77ZM182 75L184 76L183 77L184 79L182 78ZM190 75L192 77H189ZM205 75H206L207 78L205 77ZM229 75H231V76H229ZM186 76H187V79H186ZM212 76H214L215 78L212 77ZM21 77H23V78H21ZM24 77H26V79ZM230 78L233 79V81L236 80V83H238L239 86H241V85H248V86H251V87L253 86L254 89L252 88L253 92H252V95H250V101L249 102L241 101L242 103H239L240 100H238V101L233 102V103H235V106H234V104L232 102H228V101L226 102L225 101V98H226L227 94L230 95L229 92H231L232 95H234L236 93L233 89L230 91L228 87L226 88L227 84H225V83H228V81H230L229 80ZM204 79L205 80L207 79L206 82H205ZM220 80H221V82H220ZM222 82H224V83H222ZM201 83H202V86L200 85ZM208 83H209V85H208ZM8 84H10V83H8ZM143 84H146V85L148 84L149 86L148 85L147 86H148V88L149 87L150 88L148 90L141 89L140 87ZM258 85H261V87H259ZM3 86L4 85H2V84L0 85V94H1L0 95V107H1L0 113H2L3 109H4V112L2 113V115L0 114V120H2V121H0V144H2V146L0 147V171H1L0 172V178H1V180H0V254L2 252H4L5 250L12 248V246L15 244L16 241H23L22 237H18V238H20V240L19 239L14 240L15 237H16V236H14V234L18 233V231H19V228L17 227L18 226V224H17L18 221L20 222V221H27L28 220L29 222L33 223V225L35 226V230L37 229V231H36V234L34 235V237H28L29 239L27 241H29V242L30 241H32V242L37 241L42 235L41 234L42 232H41V230L39 231V228L40 229L42 228L43 224L49 219V217H51V218L53 217V215L55 214L56 209L62 204H66V203L69 204L70 202L74 201L75 200L74 197L77 199V197L79 195V190L78 189L83 184L87 183L89 178H90V176H89L90 173L89 172H91V170L93 169L92 168L93 167V161L95 159V156H96L95 151L97 149V148L96 149L94 148L95 151L87 150L88 147H86L82 143L74 140V137L72 135H71L72 137L71 136L68 137L71 134V132L69 134V131H68L69 127L66 124H65L66 127H63L64 123L61 121V119L65 120L66 116H61V114H58V115H56L57 116L56 117L53 111L52 112L50 111L49 115L46 114V113L45 114L44 113H39L38 111L36 113H34V114L33 113L29 114L27 112L21 111L19 109V107L21 106V100L20 99L22 97H25L22 92L29 93L28 96H30V97L32 96L31 98L28 97L29 100L26 102L25 105H31L32 103H34V104L36 103L37 104V101H36L37 97H35V95H34L35 92L34 91H33V93H30L29 91H24V90L21 89L18 92H14L11 89V87H8V86H4L3 87ZM197 86H199V87H197ZM172 88H174V89H172ZM207 88H208V91H207ZM256 88H257V90H256ZM8 89L12 93L10 92V94H9L8 93L9 92ZM193 89H194L195 93H194ZM221 89H224V90L222 91ZM220 90L224 94H222L220 92ZM198 91H199V93H198ZM213 91L214 92L217 91V93H211ZM5 92H7V93H5ZM186 92H188V93H186ZM100 93L104 94L103 98H101L99 96ZM200 93H201V96H200ZM255 93H257V94H255ZM258 93H260V94L258 95ZM4 95H5V99H4ZM256 96H257V98H256L257 101H261V102H258V103L256 102V99H254ZM261 96H263V97H261ZM114 97H115V99H114ZM182 97H183V99H182ZM204 97H205V99H204ZM212 97H213V99H211ZM218 97L221 98V102L219 101V99L216 100ZM235 98H237V97H235ZM128 99H131V100H128ZM206 99H208V100H206ZM209 99H210V101H209ZM253 99L255 101H253ZM63 101H66V97H65V100L63 99ZM146 101H149L150 106H149V104L146 103ZM218 101H219V104L216 103ZM6 102H7V104H5ZM10 102H12V103H10ZM66 102H64V103H66ZM79 102H80V104H79ZM106 103H108V104H106ZM202 103H204L205 105L202 106ZM228 103H230L231 106L228 105ZM236 103H238L240 105L237 106L238 104H236ZM226 104L228 106H226ZM217 105H219L218 109L216 108ZM3 106L4 107L8 106V107H5L6 108L5 109ZM14 107L17 108V110ZM194 107H196L198 110L196 108H194ZM202 107L204 109H202ZM219 107H221V109ZM232 107H233V109H232ZM241 107L244 108V109H240ZM248 107H250V108H248ZM252 107H253V109H251ZM256 107L259 108V109L257 110ZM200 108H201V110H200ZM227 109L230 110V111H228ZM231 109H232V111H234V110H237V111H235L233 113L231 111ZM254 109L256 110V112L258 114H261V115L255 114L256 112H255ZM12 110H13V112H15V110L17 111V113L19 114V117L21 116V120L19 121V118L14 119V116L16 117L18 115L17 113H14V114H17V115L12 114L13 115V119H12L13 121H10L11 123L9 122V124H6V122L3 121L4 120L3 118L5 117V119H9V118L11 119L12 118L11 113H13ZM90 110H91V113H89ZM202 110H204V111H202ZM243 110H244V113L242 112ZM6 111H7V113H6L7 115L5 114ZM245 111H246V114H245ZM225 112L227 114H225ZM231 112L234 115L236 113V115L233 116V114ZM205 113L208 114V115H205ZM251 113H253V115H251ZM38 114H39V116H38ZM220 114H221V116L222 115H224V116L221 118ZM230 114H232V115H230ZM3 115H4V117H2ZM245 115H246V117H245ZM247 115H249V116L247 117ZM254 115H256V117ZM54 116H55V118H54ZM119 116H121V117H119ZM174 116H175V118H174ZM228 116H229V118H228ZM231 116H233V117H231ZM237 116L239 117V119L241 118L239 120V122H241L243 126L240 123H239L240 125L236 123V121H238L237 120L238 119ZM257 116H258V119H255V118H257ZM50 117H51V119H50ZM204 117L205 118L208 117L206 121L205 120L202 121V119H205ZM260 117L263 120H261ZM31 118H32V120H31ZM220 118L221 119L224 118L222 120V122L218 121V120H220ZM230 118H233V120L230 119ZM235 118H237V119L235 120ZM251 118H252V120H255V122H254L255 124L251 123V122H253L252 120H250ZM36 119H37V122H34V121H36ZM208 119H209V121H208ZM215 119L218 122H216ZM228 119L232 120L231 123L229 122L230 120H228ZM210 120H214V122L212 121L210 123V125H207L208 122H210ZM224 120L227 123V124L224 123L225 125L223 124ZM241 120H243V121H241ZM247 120H249V122H247ZM98 121L102 122V123L99 124L102 127V130L104 129L102 133H101V131H102L101 129H100V131L96 130V128L98 127ZM193 121L195 123H192ZM259 121H261V122H259ZM24 122H25V124H24ZM29 122H30V124L28 125ZM115 122H117V123H115ZM188 122H189V124H188ZM203 122H204V124H200V123H203ZM228 122H229V124H228ZM92 123H90V124H92ZM185 123L187 125H185ZM190 123H192V124H190ZM3 124H4V126H3ZM13 124H15V125H13ZM31 124H33L34 126L31 125ZM61 124H62V126H61ZM114 124H116V125H114ZM193 125H194V127H192ZM196 125H198V127ZM202 125H203V127H202ZM230 125H231V128H230ZM246 125L249 126V127H247ZM104 126H106L105 127L106 129L104 128ZM211 126H212V128H211ZM232 126H233V128H232ZM237 126L238 127L242 126L244 129L250 128V130L252 132L249 129H247V130H249V132H251V133L247 132V130L246 131H244V130L240 131V130H238L239 128ZM252 126H253V130H252ZM115 127H117V128H115ZM174 127H175V129H174ZM183 127H184V129H183ZM200 127H201V129H199ZM4 128H6V129L8 128V129L4 130ZM16 128H17V130H16ZM196 128H198L200 130V133L201 132L202 133L199 134V131ZM258 128H259L260 132H258ZM260 128H262V129H260ZM22 129H23V133L21 132ZM216 129L218 131H220V129H221V131L223 133L221 132V134L219 133L220 134L219 135ZM235 129L240 131V132H236ZM105 130H106V132H105ZM57 131L61 132L60 134L63 137ZM188 131H190L189 134H188ZM196 132H198V134L200 136L202 135L204 137H202V136L198 137L199 136L198 135L197 138L194 139L196 137V135H195ZM231 132L232 133L236 132V133H234L235 135L233 136V134L231 135ZM242 132L245 134V136H243L244 134L243 135L240 134ZM245 132H247V133H245ZM183 133H185L186 135L183 134ZM211 133H214V134L211 135ZM106 134H107V136L105 137ZM236 134L239 135L238 138H237ZM5 135H7V136H5ZM20 135H21V137H20ZM214 135L217 137V138H215V141L213 140L214 137H215ZM240 135L243 138H241ZM247 135H249V136H247ZM263 135L261 137H264ZM51 136H53V137H51ZM60 137L64 138V140L60 139ZM123 137H125V138H123ZM245 138H247V139H245ZM98 139H100V140H98ZM234 139L231 140V141H234ZM262 139H263V141H262ZM55 140L57 141V143H56ZM91 140H94L95 142L91 141ZM210 140H212V142ZM223 140H224V142H221ZM245 140H247V145L248 146H250L252 144L250 146L251 148L247 147L246 143L244 142ZM114 141H115V143H113V145H112L111 142H114ZM24 142H26L25 143L26 145L24 144ZM203 142H204V144H203ZM249 142H250V145H249ZM108 143H110V144H108ZM169 143H170V145H169ZM173 144H175V145H173ZM70 145H73L72 147L75 150ZM184 145H185V147H184ZM79 146H82V148L79 147ZM253 146H256V149H254L255 147L253 148ZM8 147H10L11 149L8 148ZM101 147H102V149H100ZM202 148L216 149L215 152L217 154L214 152L215 163L213 164V168H211L212 166L211 167L209 166V168L207 167V169H206V172L208 170V173L210 175V179L213 180V183L215 181L214 186H213V184L211 186H209V185H204V183H203V178L202 177H205L204 175L206 173V172L204 173L205 166H202L200 164L198 166L193 167L194 166V164L192 162V158L193 157H200L201 159H203L202 158V153H199L200 151H202ZM60 149H62L63 151H61ZM71 149H73V150H71ZM79 149H80V151H79ZM156 149L158 151H156ZM252 149H254V150H252ZM83 150L84 151L86 150V151L84 152ZM104 150H103V152H104ZM182 150H183L184 154L182 153ZM78 151H79V153H77ZM169 151H170V153H169ZM223 151H226V152H223ZM62 152H64V153H62ZM82 152H83V154H82ZM87 153L89 154V156H87L88 155ZM74 154H78V155L75 157ZM124 154H125V156H124ZM221 154H223V155H221ZM225 154H226V156H225ZM55 155H56V157H55ZM90 155H92V156H90ZM218 155H221V156H218ZM28 156H29V158H28ZM79 156L80 157L82 156L81 157V162H80ZM119 156L122 157L123 159L120 158ZM223 156H225V157H223ZM247 156H250V157H247ZM39 157H41V158H39ZM246 157H247V159H246ZM188 158H191L190 159L191 161ZM248 158H250V159H248ZM51 159H52V161H51ZM84 159H85V161H84ZM90 159H92V160H90ZM220 159H223L222 162L223 161L224 162L223 163L220 162ZM76 161H78V162H76ZM126 161H128L129 164ZM175 161H176V163H175ZM132 162H133V164H130ZM190 162H192V163H190ZM219 162L221 164H219ZM230 162L233 163L232 160H230ZM76 163H77V166H80L81 168L75 166ZM177 163H178V165L179 164L181 166L183 165L182 166L183 167L182 170H181V168H179L178 165H175ZM154 164L157 165V166H155ZM173 164L175 166H178V167L177 168L175 167L176 169L173 168L174 167ZM218 165H221V166H218ZM55 167L57 168V170L54 169ZM85 167H88V168H85ZM178 168H179V170H178ZM215 168L217 170H215ZM161 169H163V171ZM225 169L227 170V168H225ZM232 169H230V170H232ZM147 170L149 171V173H148ZM164 170H166V171H164ZM168 170L170 172H168ZM183 170H185V172H186L185 175H184V171ZM213 170H214V172H213ZM226 170H224V172ZM136 171H138V172H136ZM180 171H181V175L179 174ZM60 172L62 174L63 173L64 174L62 175ZM83 172H84V175H83ZM128 172H129V174H128ZM216 172L219 173V174H217ZM175 173H176V175H175ZM208 173H207V175H208ZM47 174H48L49 178L47 177ZM58 174H60V175H58ZM65 174H67V175H65ZM172 174L175 175V176H173ZM177 174L180 175V176H177ZM51 175H53V176H51ZM165 175L167 176L168 179L166 178ZM193 175H195L196 178L194 177V180L192 182L191 179H193V178H191V177H193ZM211 175H212V177H211ZM216 175H217V177H216ZM63 176H65V177H63ZM67 176H69V177L73 176V177L72 178L68 177L69 178L68 179ZM183 176H185V177H183ZM174 177H176V178H174ZM181 177H183V178H181ZM237 177L238 176H236V178ZM84 179H85V181H84ZM164 179H165V181H164ZM178 179H180V180H178ZM197 179H198V181H200V183L197 182ZM215 179H217L218 181L215 180ZM225 179H227V178H225ZM66 180H67V182H66ZM77 180H79V181H77ZM58 181L60 182V184H57V183H59ZM72 181L74 182V184H73ZM83 181H84V183H83ZM189 181H190V183H192L191 185H190V183H188ZM194 182H196L197 185L198 184L199 185L197 186L196 183H194ZM234 182H237V179ZM4 183H5V185H4ZM55 183H56L57 186L59 185V187H57L55 185ZM61 183H63V184H61ZM64 183H65V185H64ZM66 183H68V185ZM170 183H172V184L175 183L176 184L175 187L172 188L170 186ZM71 184H73V185H71ZM154 184H155V186H154ZM187 184H188V186H187ZM217 184L219 186H217ZM189 185H190V187H189ZM63 186H65V187L67 186L68 188L62 189V188H64ZM77 186H78V188H77ZM25 187L27 188V191H26ZM43 188H45V189H43ZM28 189H29V191H28ZM208 189L212 190V191L214 190V192H211ZM260 189L261 190L264 189V183H263V185H262V187ZM60 190H61V192H60ZM24 191L27 192V195L25 194L26 192H24ZM35 192H36L37 195L34 194ZM38 193L43 195V196L40 197V199H39L40 195H38ZM73 193H75V195L74 196L72 195V198H73L72 199L71 198V194H73ZM64 194H66V195H64ZM206 194H204V195H206ZM31 196H33V197H31ZM7 197H8V199H6ZM34 197H36V198H34ZM61 197H63V198H61ZM22 199H23V201H22ZM27 199L28 200L30 199V200L28 201ZM71 199H72V201L68 202ZM9 200H10V202H8ZM24 200L25 201L27 200L28 202L27 201L25 202ZM40 200L41 201L43 200V201L41 202ZM50 201L53 202V203H51ZM61 201H62V203H60ZM64 201H67V202L64 203ZM108 201H109V204L113 203L114 206L117 205L111 199H109ZM5 202H6V206H5ZM56 202L57 203L59 202V203L57 204ZM9 203H10V205H9ZM15 203H17V204H15ZM23 203H24V206H23ZM56 204H57V206H56ZM8 205H9V207H8ZM12 207L13 208L15 207V208L13 209ZM55 207H56V209H55ZM115 207H117V206H115ZM31 208H32V210H31ZM39 208L40 209L42 208V211ZM48 208H50V209H48ZM11 209H13V210H11ZM54 209H55V211L53 212ZM6 210H7V212H6ZM36 210H38V211H36ZM50 210H52V211H50ZM29 211H30V213H29ZM15 213H17V214H15ZM25 213L28 215V217H27V215ZM51 214H53V215H51ZM19 215L21 216L22 219L20 217H18ZM194 215L195 214H193L191 217L189 216L190 218L188 217V219H185V220H188L190 222L189 223L190 224L189 227L192 226L191 228H189L188 225H187L188 221H187V223L185 221H183L184 219L182 220L183 222L181 221V222L178 223V225L180 227L179 229L181 231V232H179L178 236H180L181 234H183V236H180L179 238L177 237L178 241L176 240V238H175V240H173V241H175L174 244L177 247L181 248L180 241H182L181 243L184 242V244L182 246L185 247V245H186V247H188V248L190 247L191 251H192V250L195 249L194 245L197 244V243L195 244V242L199 241V240L196 241V239L197 238L199 239V237H200V240H201V238H203L205 235H208V234H209L208 236L210 238H213L216 242H219V244L221 243V241L226 242V243L229 241V237L224 232L225 228H223L221 226H218L217 224H214V223H212V226L213 227H214V225H215V227L217 226L216 230L214 232H210L208 234H204V233H206V229H205V227L202 226V223L199 220L200 217L198 215H195V217H194ZM10 216H12V219H11ZM23 218H24V220H23ZM43 218H44V222H43ZM197 219H198V221H197ZM209 219H212V218L209 217ZM37 220H39V221L37 222ZM196 221L198 222V225H199L198 227L199 228L197 227V222ZM35 222H37V223H35ZM7 223H9V224H7ZM185 223H186V225H185ZM106 226H108V225H106ZM219 227H220V229H219ZM14 228L16 229V232H15ZM12 230H14V231H12ZM187 230H189V231H187ZM222 230H223V232H222ZM116 232H117L116 230H113L110 236L116 238V234H115ZM211 233H212V235H211ZM193 235H194V237H193ZM208 236H205L204 238H207ZM182 237H184V238L181 240L180 238H182ZM195 237H196L195 241L192 240ZM221 238H222V240H220ZM2 240H4V242ZM184 240H186L188 245L186 244V242ZM192 241H194V242H192ZM255 247H258V245L255 246ZM244 252L245 253L248 252V254H246V257L244 259H242V263L244 262L245 264H262L260 262V260H259V263L256 262V260L258 259V254H259L258 248H253L251 251L250 250L248 251V249H245ZM249 252H250V254H249ZM254 252H255V254H254ZM251 253H253L254 255H251ZM250 256H252V257H250ZM253 259L254 260L256 259V260L254 261Z\"/></svg>",
	"mask_w": 264,
	"mask_h": 264
},
{
	"label": "snow or ice",
	"instance_id": "obj_3",
	"mask_svg": "<svg viewBox=\"0 0 264 264\" xmlns=\"http://www.w3.org/2000/svg\"><path fill=\"white\" fill-rule=\"evenodd\" d=\"M0 7L4 8V9H7L10 7V5L6 4V3H2L0 4Z\"/></svg>",
	"mask_w": 264,
	"mask_h": 264
}]
</instances>
